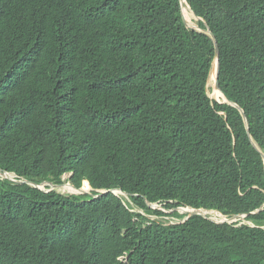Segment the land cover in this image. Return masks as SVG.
<instances>
[{"label": "trees", "instance_id": "trees-1", "mask_svg": "<svg viewBox=\"0 0 264 264\" xmlns=\"http://www.w3.org/2000/svg\"><path fill=\"white\" fill-rule=\"evenodd\" d=\"M186 3L249 133L179 0H0V170L252 226L0 179V264H264V0Z\"/></svg>", "mask_w": 264, "mask_h": 264}, {"label": "water", "instance_id": "water-1", "mask_svg": "<svg viewBox=\"0 0 264 264\" xmlns=\"http://www.w3.org/2000/svg\"><path fill=\"white\" fill-rule=\"evenodd\" d=\"M183 5H184V1L183 0H179V8H180V13H181V19H182V22H183L184 26L187 29H189V30H193V31H196V32H201V33L207 35L211 39V41L214 43V50H215V52H214V58H213V61L211 63V70H210L209 78L207 80V83H208L212 72H214L215 79L212 82L213 83L212 93L215 94V97H213L214 100L215 101H217V99L218 100H222V102H218V101L217 102L219 104L227 103V104L231 105L232 107L236 108L239 111V113H240V115L242 117V120H243V123H244L246 132L249 133L248 122H247V119H246V117H245V115L243 113V110L241 108H239L237 105H235L234 103L229 102L225 98V96L223 95V93L221 92V90L219 88V50H218V46H217V43L215 41L214 36L209 31L208 27H206V29L203 30V29H200L198 27V25L195 24V23L194 24H195L196 27L189 26L188 23H187V21L185 20V18L183 16V13H182ZM188 8L191 10V8L189 6H188ZM191 12H192V14H193V16H194V18H195L196 21H202L203 22V20L200 19L199 17H197L192 10H191ZM203 24H204V22H203ZM218 96H220V99L218 98ZM208 97H211V96L208 94ZM250 142H251L252 146L255 149H257L259 153H261L260 150L257 148V146L255 144H253V142L251 141V138H250ZM261 156H262V159L264 161V154L261 153ZM0 178L7 180V181H9L10 183H12L14 185H29L31 187H34V188L38 189L42 193H49L51 191H55L57 193L60 192V194H63V195L88 196L91 199L97 198V197H99V196H101L103 194H106V193H112V194L120 197L121 199H123V201L125 203H127L128 206H130L132 212L138 213V214H140V215L148 218L150 221H156L154 219L151 220V218L149 217V215L143 209H140V208L135 207L133 205V203L131 202V200H130L131 195L123 192L119 187H113V188L107 189V190H97L96 191L97 194H96V192L93 193V191H92V189L90 187H88V190H85L83 188V186L77 187L76 185L72 184L73 185V189L76 191L75 193H73V192H63V191H61L59 189H55V188H59L62 185L68 184V183L56 184V183H53V182H50V181H44L43 183H47V184L53 185L54 187L52 189L50 188V189H47V190H40L37 187V185H36V183H38V182L32 181V180H27V179L22 178V177L19 178L15 174H11L10 175V174H7L6 172H3V171L0 170ZM146 205L150 209H159V210L163 211L166 214L173 213V210H175V209H173V210L165 209L161 205L150 204L148 202H146ZM177 209H183V208L180 207V208H177ZM188 209L191 210V211L199 212V213H200V211H205V210L194 209V208H188ZM210 212L215 213V215L218 216V218H219L218 220L219 221H217L215 219H212L210 217H207V216H205L203 214H198V213L190 214V213H186V216H183L181 218V220L173 219L174 222H166L165 223V222L158 221V223H162V224H164L166 226L176 225V224H182V223H185L191 216H195L196 215V216H201L203 218H206L207 220H209V221H211V222H213L215 224H218V225H223V224H227V223L230 224L232 222H236V221L240 220L243 223H246V224L252 226L249 222H247V221L244 220V217H245L244 215H242V216H236L235 215V216L227 219V218L222 217L221 215L217 214L215 211H210ZM252 214H255V213L253 212ZM153 217H156L157 219H161V218H158L157 216H153ZM238 217H240V219Z\"/></svg>", "mask_w": 264, "mask_h": 264}, {"label": "bare ground", "instance_id": "bare-ground-1", "mask_svg": "<svg viewBox=\"0 0 264 264\" xmlns=\"http://www.w3.org/2000/svg\"><path fill=\"white\" fill-rule=\"evenodd\" d=\"M183 1H184L183 10H182L183 16H184V18L187 21V23H188L189 26L196 27L195 24L193 23L192 19H191V17L194 18L191 10L186 5L185 0H183ZM214 79H215V75H214V72H212L208 83L210 84L211 82L214 81ZM218 98L220 99V96H218ZM36 185H37V187L40 190H47V188H42V187H45V186H48L49 187L48 189L54 187L53 185H50V184H47V183H43V184H39V185L36 184ZM65 185H67V186H65ZM62 186H65V187H59L57 189H59V190H61L63 192H74V193L76 192L74 189H72L71 187H69V183L68 184H64ZM85 190H87V189H85ZM194 213H198V214H201L202 213V214L206 215L204 212L199 213V212H195V211H192L190 214H194Z\"/></svg>", "mask_w": 264, "mask_h": 264}, {"label": "rangeland", "instance_id": "rangeland-1", "mask_svg": "<svg viewBox=\"0 0 264 264\" xmlns=\"http://www.w3.org/2000/svg\"><path fill=\"white\" fill-rule=\"evenodd\" d=\"M191 19H192V21H193V23H195L196 24V20H195V18H193V17H191ZM212 87H213V83L211 82L210 84L208 83V88H209V93H210V96L211 97H215V94H213L212 93ZM217 101L218 102H222V100H218L217 99ZM63 181H66L67 182V179H68V175H64L63 176ZM65 186H67V185H65ZM65 186H61V187H65ZM42 188H44V187H42ZM53 188V187H52ZM51 188V189H52ZM84 188V187H83ZM55 189H57V188H55ZM60 193V192H59ZM74 193V192H73ZM207 216H211V214L210 213H208V212H204ZM168 216H166V217H163V218H161V219H157L156 217H153V216H149L150 218H151V220H156V221H160V222H174V220L173 219H175V218H173L172 217V213H168L167 214ZM180 215H182V216H186V213H183V214H180ZM204 215V214H203ZM205 215V216H206ZM213 217V216H212ZM217 221H219V220H217Z\"/></svg>", "mask_w": 264, "mask_h": 264}, {"label": "clouds", "instance_id": "clouds-1", "mask_svg": "<svg viewBox=\"0 0 264 264\" xmlns=\"http://www.w3.org/2000/svg\"><path fill=\"white\" fill-rule=\"evenodd\" d=\"M185 2H186V0H185ZM187 4V3H186ZM188 5V4H187ZM189 6V5H188ZM197 22V21H196ZM202 22V21H201ZM209 78V77H208ZM206 88H207V95L209 94L210 95V93H209V88H208V83H207V85H206ZM210 99H213L214 100V98L213 97H209ZM217 102V101H216ZM218 103V102H217ZM2 171V170H1ZM3 172H5V171H3ZM7 174H13V173H9V172H6ZM69 177V176H68ZM20 178V177H19ZM18 178V179H19ZM63 178V177H62ZM1 179V178H0ZM4 180V179H3ZM63 180V179H62ZM87 182V181H86ZM62 183H70L69 181H63ZM61 183V184H62ZM72 184V183H71ZM82 184H83V181H82ZM81 186H83V185H81ZM88 187H89V185H88ZM34 188V187H33ZM36 189V188H35ZM51 192H55V191H51ZM60 194V193H59ZM61 195H63V194H61ZM68 196H71V195H68ZM162 206V205H161ZM182 208H190V207H182ZM202 210V209H201ZM210 211H214V210H209V211H207V210H205V211H200V213L201 212H208V213H210L211 214V216H207V217H210V218H212V219H215V220H218L219 218H218V216L217 215H215V213H212V212H210ZM217 214H219L217 211H215ZM202 214V213H201ZM220 215V214H219ZM196 216V215H195ZM213 216V217H212ZM223 217V216H222ZM239 219H240V217H238ZM239 221V220H238ZM119 260H123V257H121Z\"/></svg>", "mask_w": 264, "mask_h": 264}]
</instances>
